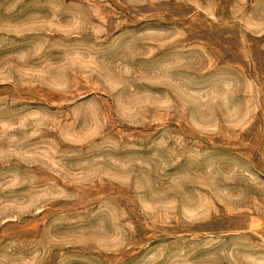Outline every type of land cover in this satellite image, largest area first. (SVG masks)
Listing matches in <instances>:
<instances>
[{
    "label": "rangeland",
    "instance_id": "1",
    "mask_svg": "<svg viewBox=\"0 0 264 264\" xmlns=\"http://www.w3.org/2000/svg\"><path fill=\"white\" fill-rule=\"evenodd\" d=\"M0 264H264V0H0Z\"/></svg>",
    "mask_w": 264,
    "mask_h": 264
}]
</instances>
